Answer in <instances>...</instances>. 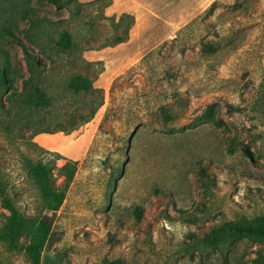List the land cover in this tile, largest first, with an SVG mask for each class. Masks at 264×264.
Segmentation results:
<instances>
[{
  "label": "rangeland",
  "instance_id": "rangeland-1",
  "mask_svg": "<svg viewBox=\"0 0 264 264\" xmlns=\"http://www.w3.org/2000/svg\"><path fill=\"white\" fill-rule=\"evenodd\" d=\"M79 3L0 0V56L16 74L0 87V229L3 194L27 217L50 215L29 162L51 167L61 188L70 159L41 264H264L263 242L205 244L264 216V0H219L128 68L113 48L134 17L109 15L112 0ZM26 52L42 64L27 90ZM76 76L94 90L70 89ZM34 87L52 101L38 112L19 101ZM0 264L31 262L0 240Z\"/></svg>",
  "mask_w": 264,
  "mask_h": 264
},
{
  "label": "trees",
  "instance_id": "trees-1",
  "mask_svg": "<svg viewBox=\"0 0 264 264\" xmlns=\"http://www.w3.org/2000/svg\"><path fill=\"white\" fill-rule=\"evenodd\" d=\"M54 5L57 8L69 7L72 4H80L79 0H40ZM23 10L32 8L29 2L24 3ZM123 42L120 40L118 43ZM58 45L63 49H69L72 46L71 38L68 34L62 36ZM211 45H205V48H210ZM151 54V53H149ZM149 54L141 59L145 60ZM27 65L29 70V77L25 78L21 75L24 89L27 90L28 84L32 82L36 72L42 68L41 63L31 62V55L26 52ZM33 61V59H32ZM15 73L6 57L0 56V87L5 90L10 86H14ZM69 88L76 93H89L94 90L92 80L76 76L69 82ZM8 92V91H7ZM10 97L17 98L16 91L8 92ZM19 101L30 112H38L44 110L52 104L51 98L42 91L39 87L31 88L24 95L19 97ZM3 108V106H1ZM96 111H92L91 118L94 117ZM88 122V121H87ZM42 133H51L49 131H42ZM77 162L65 159V164L62 167L64 172L65 182L63 187H56L53 180V170L51 167L41 162H29L28 173L34 179L39 188L44 208L49 214H44L40 218H30L24 215L18 207L14 204L12 199L5 194L1 196L2 204L5 209L10 212L4 226L0 229V240L7 243L10 248L24 252L31 264H41L42 254L48 244L52 234V225L56 213L61 209L66 191L72 182L76 172ZM204 175V172L201 173ZM23 234L28 236V242L24 245L20 244V238ZM242 238H251L256 241L264 243V216L257 217L253 220L240 221L235 224L227 223L212 231V234L206 239L207 246H223L230 244ZM258 258L264 262V253H259Z\"/></svg>",
  "mask_w": 264,
  "mask_h": 264
},
{
  "label": "crops",
  "instance_id": "crops-1",
  "mask_svg": "<svg viewBox=\"0 0 264 264\" xmlns=\"http://www.w3.org/2000/svg\"><path fill=\"white\" fill-rule=\"evenodd\" d=\"M219 0H112L109 15L129 14L134 24L128 39L113 48L126 51L128 60H117L119 68L138 63L165 40L175 36Z\"/></svg>",
  "mask_w": 264,
  "mask_h": 264
}]
</instances>
